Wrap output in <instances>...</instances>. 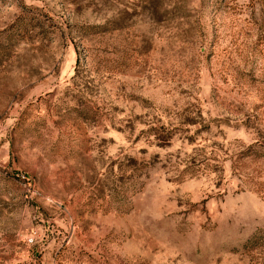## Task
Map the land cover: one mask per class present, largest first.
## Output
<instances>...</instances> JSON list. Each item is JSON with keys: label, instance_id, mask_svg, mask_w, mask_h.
Listing matches in <instances>:
<instances>
[{"label": "rangeland", "instance_id": "rangeland-1", "mask_svg": "<svg viewBox=\"0 0 264 264\" xmlns=\"http://www.w3.org/2000/svg\"><path fill=\"white\" fill-rule=\"evenodd\" d=\"M0 264H264V0H0Z\"/></svg>", "mask_w": 264, "mask_h": 264}]
</instances>
